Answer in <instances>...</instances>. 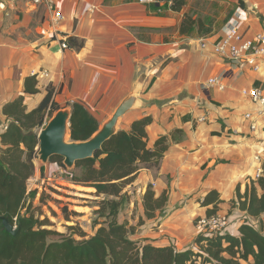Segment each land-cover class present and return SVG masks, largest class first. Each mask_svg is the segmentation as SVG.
Masks as SVG:
<instances>
[{
	"label": "crops",
	"instance_id": "1",
	"mask_svg": "<svg viewBox=\"0 0 264 264\" xmlns=\"http://www.w3.org/2000/svg\"><path fill=\"white\" fill-rule=\"evenodd\" d=\"M52 1L62 15L57 25L51 12L29 0H0V135L8 124L3 107L18 98L28 113L52 89L59 109L78 103L100 125L134 93L140 106L119 118L118 131L150 116L147 147L160 136L168 137L169 146L157 171L140 170L124 188L117 224L135 229L131 240L171 246L176 252L196 251L195 238L206 233L199 221L212 208L202 207L201 201L215 191L221 201L216 214L228 216V235L238 237L240 225L253 220L231 208L230 201L236 199L237 187L243 195L257 180L256 170L264 168V115L241 90L264 86V70L239 69L218 57L212 45L226 26H238L245 38L264 34V0H185L180 13L171 12L168 3L154 9L153 3L138 0ZM207 2L222 9L200 8ZM185 13L210 19L204 25L210 32L180 35ZM62 41L65 49L60 48ZM43 72L46 77H40ZM215 77L221 89L207 85ZM33 79L37 92L25 93V81ZM203 116L206 122H199ZM174 131L181 134L171 140ZM34 164L28 192V182L36 188L41 175L56 174L59 168L49 161ZM55 183L62 186L65 194L59 198L64 201L85 203L78 192H94L67 179ZM148 185L155 198L167 194L153 219L145 218L142 206ZM256 191L261 194L257 185Z\"/></svg>",
	"mask_w": 264,
	"mask_h": 264
},
{
	"label": "trees",
	"instance_id": "2",
	"mask_svg": "<svg viewBox=\"0 0 264 264\" xmlns=\"http://www.w3.org/2000/svg\"><path fill=\"white\" fill-rule=\"evenodd\" d=\"M161 3H168L171 12L180 13L185 0H155L151 6L156 9ZM239 4L243 6L240 1ZM205 24H210V19H193L185 13L179 34L190 38L194 33L201 35L204 31L206 35L210 28H205ZM34 86V79L25 81V93L37 92ZM70 107V139L73 142L87 141L99 125L80 104L74 103ZM58 110L52 89L47 90L44 99L31 112H26L22 98L3 107L8 124L0 135V264H264V222L260 221L264 214V168L262 177L251 181L243 195L239 194L237 187L236 199L230 201L231 208L257 221L259 230L245 221L238 228V237L200 235L194 240L196 251L176 252L171 246L159 247L146 240H131L134 228L117 224L124 188L133 182L140 170L157 171L169 146L168 137L160 136L152 148L147 147L146 128L152 122L150 116L133 121L127 131H118L94 159L76 163L73 170H79L77 175L73 170L67 172L66 177L71 183L92 188L94 194L102 198L100 216H104L103 211L107 210V224L82 241L45 229L48 221L39 220L32 202L27 203L28 198L36 196L35 191H27V181L35 172L38 132ZM180 134L181 131L172 132L171 140ZM49 162L57 163L66 171L62 159L53 157ZM256 185L261 190L260 195ZM166 202V192L155 198L151 185H148L142 199L145 218L153 219ZM220 203L215 191L206 195L201 206L212 205L206 218L216 215ZM2 219L12 226L19 223L15 236L5 231ZM141 224L142 220L137 223ZM52 236L59 238L51 240Z\"/></svg>",
	"mask_w": 264,
	"mask_h": 264
},
{
	"label": "built area",
	"instance_id": "3",
	"mask_svg": "<svg viewBox=\"0 0 264 264\" xmlns=\"http://www.w3.org/2000/svg\"><path fill=\"white\" fill-rule=\"evenodd\" d=\"M34 7H43L52 14V23L57 25L62 20L61 13L57 10L55 3L52 0H29ZM140 3H155V0H138ZM53 32V37L55 38ZM43 34V32H42ZM67 47L65 41L60 42V48L65 49ZM214 53L224 59L228 63L236 66L239 69H250L253 72L264 70V34L260 33L252 38H245L239 31L238 26L233 25L226 26L220 39L217 43L212 45ZM39 75H36V77ZM46 77V73H40V77ZM207 85L217 86L221 89L218 78H211L208 80ZM241 94L247 97L251 102L255 103L259 107L260 115H264V86L254 85L250 88H244L241 90ZM245 119L249 118V115H244ZM199 122H206V117L199 118ZM255 125H252L250 129L253 131ZM257 159V158H256ZM67 170L58 168L56 174L41 175L36 180L37 187L35 188L36 198L38 200L44 197L46 200L60 199L62 186L55 183L60 179H67ZM263 174V169L260 167L255 172V179H259ZM68 180V179H67ZM67 206V205H66ZM199 224L206 228L205 236L211 235H223L227 234L230 228V221L227 215L216 214L210 218H204L199 221Z\"/></svg>",
	"mask_w": 264,
	"mask_h": 264
},
{
	"label": "water",
	"instance_id": "4",
	"mask_svg": "<svg viewBox=\"0 0 264 264\" xmlns=\"http://www.w3.org/2000/svg\"><path fill=\"white\" fill-rule=\"evenodd\" d=\"M140 106L133 93L113 111L111 116L99 125L98 130L90 139L84 142H73L69 134L70 109L58 110L38 132L36 158L45 164L50 158L62 159V165L67 171H72L76 163L94 159L103 145L118 132L119 118L127 111ZM2 226L12 237L19 231V223L10 225L2 219Z\"/></svg>",
	"mask_w": 264,
	"mask_h": 264
},
{
	"label": "rangeland",
	"instance_id": "5",
	"mask_svg": "<svg viewBox=\"0 0 264 264\" xmlns=\"http://www.w3.org/2000/svg\"><path fill=\"white\" fill-rule=\"evenodd\" d=\"M200 8L207 12L217 11L219 13L218 10H221L222 6H219L216 2H207V4H205L204 6L202 5ZM48 120L49 119H47V121ZM35 161H38L37 158L34 160V162ZM39 163L41 164V162ZM78 172L79 170H73V173L75 175H77ZM28 183V189L30 193H33L35 188L31 182ZM81 191L82 192H78V194H82L84 196L81 200L85 203H77L75 201H64L63 199L56 198L55 201H48L42 198L40 199L39 203H35L34 205L33 199L28 198L27 203H29L30 201L32 202L31 205L36 208L34 214L36 217H38L39 215V220L46 219L48 221V226H45V229L53 231L58 235L71 237L75 241H82L92 237L98 228L105 226L109 220V217H107V210L103 211L104 216H100L99 206L102 199L101 197H97L94 192H90L88 190ZM61 194L64 195L65 193L62 192ZM123 199L124 198H122V201ZM75 207L85 208L78 209ZM77 212H81V214L76 216L75 214H77ZM252 222L253 223L251 224V226H253L255 229H259L257 221L253 220ZM80 235H83V237H80ZM58 238L59 237L57 236H52L51 240H57ZM241 264L246 263L241 262Z\"/></svg>",
	"mask_w": 264,
	"mask_h": 264
}]
</instances>
